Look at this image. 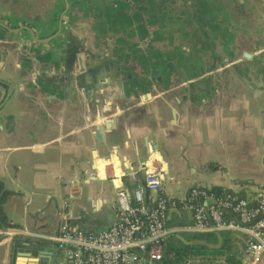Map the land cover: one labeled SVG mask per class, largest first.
<instances>
[{
	"label": "crops",
	"instance_id": "crops-1",
	"mask_svg": "<svg viewBox=\"0 0 264 264\" xmlns=\"http://www.w3.org/2000/svg\"><path fill=\"white\" fill-rule=\"evenodd\" d=\"M67 1L59 32L37 40L56 29L64 0H0L6 227L104 228L115 217L109 177L122 171L131 192L130 171L161 170L164 221L176 231L191 223V185L264 189V0L248 1L255 17L235 16L242 0H204L213 14L201 22L191 14L196 0L165 2L171 16L155 15L157 0H127L139 18L116 31H100L85 4ZM225 27L234 33L222 39ZM209 161L218 167H203ZM225 229L237 237V264H248L245 234ZM22 241L54 244L0 233V264H26Z\"/></svg>",
	"mask_w": 264,
	"mask_h": 264
},
{
	"label": "built area",
	"instance_id": "built-area-1",
	"mask_svg": "<svg viewBox=\"0 0 264 264\" xmlns=\"http://www.w3.org/2000/svg\"><path fill=\"white\" fill-rule=\"evenodd\" d=\"M121 174L123 171L109 177L114 187L115 217L104 228L93 231L60 225L56 233L46 234L0 227V233L51 241L63 264H152L161 257L167 235L181 228L165 224L169 201L161 194L163 177L159 168H145L142 176L130 171L131 192L122 185ZM230 189L215 192L204 185H191L187 196L191 223L183 229L241 231L245 234L244 261L256 264L264 254V189L253 187L243 196Z\"/></svg>",
	"mask_w": 264,
	"mask_h": 264
},
{
	"label": "trees",
	"instance_id": "trees-1",
	"mask_svg": "<svg viewBox=\"0 0 264 264\" xmlns=\"http://www.w3.org/2000/svg\"><path fill=\"white\" fill-rule=\"evenodd\" d=\"M79 3L85 4L89 10L90 18H92L95 26L104 31L107 29L116 31L124 30L129 27L132 19H138L139 14L127 13V0H79ZM165 2L168 5L175 2V0H157L155 15L167 12V16L172 15V8L165 9ZM197 6L191 12L196 22L203 21L205 13L213 14V10L209 9L204 0H196ZM161 5V7H160ZM167 5V7H168ZM62 3L59 4L61 8ZM164 8V11L161 10ZM238 6H235V16L238 15ZM154 12V11H151ZM190 13V11H188ZM55 13V18L57 17ZM158 17V16H157ZM161 17V16H160ZM136 28L140 29L137 25ZM197 34L194 32V36ZM206 168H217L214 162H207L203 165ZM211 190L218 192L222 187L215 185L210 187ZM227 191H232L229 187L225 188ZM189 191V190H188ZM7 191H2L0 187V226H8L5 213L2 209V201L7 195ZM238 196L245 195L242 190L235 191ZM189 192H187V196ZM186 196V197H187ZM189 202L187 198V203ZM237 237L231 234L230 230L221 229L215 231H172L163 242L162 255L152 264H185L187 260H196L195 264H222V262H229L237 264L239 262L237 256Z\"/></svg>",
	"mask_w": 264,
	"mask_h": 264
},
{
	"label": "water",
	"instance_id": "water-1",
	"mask_svg": "<svg viewBox=\"0 0 264 264\" xmlns=\"http://www.w3.org/2000/svg\"><path fill=\"white\" fill-rule=\"evenodd\" d=\"M67 7H68V1L64 0V7L57 19L58 22L56 29L45 38H40V39L37 38V40H43V39L49 40L59 32L62 21L61 15L66 10ZM243 55L249 57L250 53L248 51H244ZM7 85L9 86V88L11 87L8 83ZM95 128H96V132H95L96 140H100L101 138L100 126L96 125ZM20 247H21L20 248L21 252L24 253L25 256H29V258L25 260L26 264H56L57 247L54 244L44 243V242L41 243L38 241H22L20 242ZM39 255L40 256L45 255L44 256L45 260L42 261V260L34 259L36 256Z\"/></svg>",
	"mask_w": 264,
	"mask_h": 264
},
{
	"label": "rangeland",
	"instance_id": "rangeland-1",
	"mask_svg": "<svg viewBox=\"0 0 264 264\" xmlns=\"http://www.w3.org/2000/svg\"><path fill=\"white\" fill-rule=\"evenodd\" d=\"M248 1L249 0H242L243 4H242L241 7L238 8L237 12H240V13L244 14L245 16H246V14H248V15L250 14V16H248V17H251V16L255 17L258 14V12H259L258 11V6H255L253 8H250ZM235 12H236V9H235ZM224 31L226 32V34H223L222 39L229 38V36L231 34L229 35L228 33H230V32L231 33H234V31H233L232 28L227 29V27L224 28ZM224 31H221L218 34H214L215 36H218V37H215L214 40H213V42H212L214 47L216 45H221V37L220 36L222 35V33ZM204 38H205V36L202 37V39H204ZM195 261L194 260H187V262L185 264H195Z\"/></svg>",
	"mask_w": 264,
	"mask_h": 264
}]
</instances>
